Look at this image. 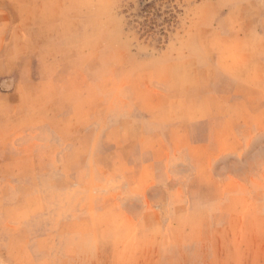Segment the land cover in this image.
I'll return each mask as SVG.
<instances>
[{
  "label": "rangeland",
  "instance_id": "1",
  "mask_svg": "<svg viewBox=\"0 0 264 264\" xmlns=\"http://www.w3.org/2000/svg\"><path fill=\"white\" fill-rule=\"evenodd\" d=\"M0 264H264V0H0Z\"/></svg>",
  "mask_w": 264,
  "mask_h": 264
}]
</instances>
